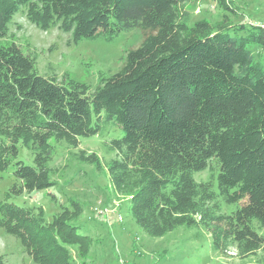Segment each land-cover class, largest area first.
<instances>
[{
  "label": "trees",
  "instance_id": "trees-1",
  "mask_svg": "<svg viewBox=\"0 0 264 264\" xmlns=\"http://www.w3.org/2000/svg\"><path fill=\"white\" fill-rule=\"evenodd\" d=\"M190 1L0 0V172L11 169L15 179L0 201V227L35 263L75 264L71 248L89 252L90 237L74 224L80 202L61 205L49 221L41 206L6 200L55 184L53 141L105 167L111 193L126 198L147 235L184 226L195 239L207 234L225 257L264 252V67L248 48L264 49V26L232 36L245 25L189 23ZM20 9L38 28L71 33L74 42L134 27L143 39L95 86L67 73L40 74L35 55L10 33ZM117 129L121 136L104 142L108 160L78 147L81 136ZM21 147L32 164L18 158ZM201 171L207 176L197 179Z\"/></svg>",
  "mask_w": 264,
  "mask_h": 264
},
{
  "label": "rangeland",
  "instance_id": "rangeland-1",
  "mask_svg": "<svg viewBox=\"0 0 264 264\" xmlns=\"http://www.w3.org/2000/svg\"><path fill=\"white\" fill-rule=\"evenodd\" d=\"M226 2L227 7L219 5L217 0L186 2L189 23L199 20L219 22L225 18L231 25H245L243 29L230 30L232 36L234 31L237 35H244L249 24L264 26L263 0ZM9 27L16 42L35 55L40 74L54 71L61 77L67 73L92 86L98 83L99 74L118 71L123 66L126 51L137 47L143 39L142 30L134 27L117 33L111 39L98 35L74 42L71 33L55 27L48 30L38 28L26 19L21 9L13 15ZM248 48L254 61L264 67V49L256 44H249ZM118 136H121L120 129L111 130L104 136H81L78 147L96 153L103 162L111 156L105 152L104 142ZM53 143L57 148L49 165L55 184L31 193L12 194L6 200L17 205L41 206L49 221L61 205L68 206L72 199L80 202L84 211L74 224L80 233L90 237V245L85 256L80 255V250L71 248L75 264H264L263 251L244 259L225 257L210 248L207 234L195 239L192 237L195 230L184 226L161 237L147 235L132 221L126 198L111 193L105 167L97 169L79 161L75 149ZM18 158L32 164L31 156L23 147ZM195 175L197 179H203L207 171ZM14 181L11 169L0 172V201ZM231 253L233 250H230ZM0 254L4 264H37L21 241L3 227H0Z\"/></svg>",
  "mask_w": 264,
  "mask_h": 264
},
{
  "label": "built area",
  "instance_id": "built-area-1",
  "mask_svg": "<svg viewBox=\"0 0 264 264\" xmlns=\"http://www.w3.org/2000/svg\"><path fill=\"white\" fill-rule=\"evenodd\" d=\"M102 211V210H101ZM101 211H100V213H101ZM120 218V217H119Z\"/></svg>",
  "mask_w": 264,
  "mask_h": 264
}]
</instances>
